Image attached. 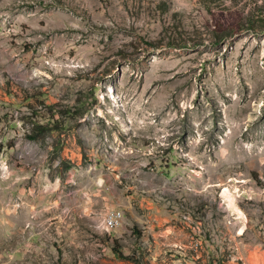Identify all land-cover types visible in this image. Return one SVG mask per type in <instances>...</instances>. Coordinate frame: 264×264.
<instances>
[{"label": "rangeland", "instance_id": "rangeland-1", "mask_svg": "<svg viewBox=\"0 0 264 264\" xmlns=\"http://www.w3.org/2000/svg\"><path fill=\"white\" fill-rule=\"evenodd\" d=\"M0 264H264V0H0Z\"/></svg>", "mask_w": 264, "mask_h": 264}, {"label": "built area", "instance_id": "built-area-1", "mask_svg": "<svg viewBox=\"0 0 264 264\" xmlns=\"http://www.w3.org/2000/svg\"><path fill=\"white\" fill-rule=\"evenodd\" d=\"M109 217L112 220V228H117V212H111Z\"/></svg>", "mask_w": 264, "mask_h": 264}, {"label": "bare ground", "instance_id": "bare-ground-1", "mask_svg": "<svg viewBox=\"0 0 264 264\" xmlns=\"http://www.w3.org/2000/svg\"><path fill=\"white\" fill-rule=\"evenodd\" d=\"M260 107H261V105H258V106H256V109H259ZM11 214H13V213H11ZM106 222L108 223V225L112 226V220H110V217L109 216L106 218ZM119 226L120 225H119V223L117 221V227H119Z\"/></svg>", "mask_w": 264, "mask_h": 264}]
</instances>
